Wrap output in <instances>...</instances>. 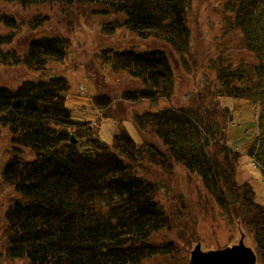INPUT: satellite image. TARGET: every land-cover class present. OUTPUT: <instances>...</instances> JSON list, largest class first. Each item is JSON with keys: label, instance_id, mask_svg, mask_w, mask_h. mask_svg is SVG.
Segmentation results:
<instances>
[{"label": "trees", "instance_id": "obj_1", "mask_svg": "<svg viewBox=\"0 0 264 264\" xmlns=\"http://www.w3.org/2000/svg\"><path fill=\"white\" fill-rule=\"evenodd\" d=\"M0 2L20 6L102 5L125 16L108 32L123 28L141 40L163 43L175 54L187 52L191 45V0ZM0 25L11 31L0 35V66L39 74L47 64L64 61L67 45L55 36L32 39L21 55L14 50L3 51L23 24L1 15ZM28 26L35 28L32 23ZM240 27L245 35L242 42L249 46L248 30ZM112 70L125 73L142 86L139 93L127 94L125 101L169 100L172 96L173 68L164 51L116 52ZM231 74L219 72L218 79L224 84L221 96L237 99L259 92L257 69L255 78L248 77L243 88L229 84ZM67 90L62 77L48 81L37 77L15 90L0 88V135L8 130L11 153L2 169L0 186H11L20 196L3 216L7 240L4 257L28 264H142L160 252L146 241L169 227L170 218L156 201L154 186L140 173L152 166L169 175L179 163L196 173L215 203L231 209L239 224L254 235V252L264 263V208L253 202L249 183H236L235 165L241 155L222 144V131L210 124L211 114L220 113L218 102L206 108L205 126L170 107L136 115L133 124L137 132L147 130L161 141L166 152L143 141L137 144L125 134L116 135L111 146L91 138L89 143L96 146L83 152L71 143L72 138L77 140L70 131L84 125L74 124L64 108ZM220 117L224 118L225 112L221 111ZM26 152L34 155L32 161L24 158ZM102 199L107 203L102 205Z\"/></svg>", "mask_w": 264, "mask_h": 264}, {"label": "rangeland", "instance_id": "obj_2", "mask_svg": "<svg viewBox=\"0 0 264 264\" xmlns=\"http://www.w3.org/2000/svg\"><path fill=\"white\" fill-rule=\"evenodd\" d=\"M1 15L14 17L23 24L15 31L12 44L3 51L14 50L21 55L32 39L45 36L59 37L67 45L64 61L47 64L39 74L23 68L0 66V88L15 90L24 81H33L37 77L44 81L64 78L68 85L64 108L69 111L74 124L84 125V128L70 131L80 151L96 146L89 143L91 138L111 146L116 135L125 134L137 144L146 142L166 152L161 141L147 130L137 132L133 124L136 115L157 113L170 107L176 114L181 113L199 126H205L206 108H212L218 102L221 108L218 110L225 112V117L212 113L210 124L214 130L222 131V144L241 155L235 165L236 183H249L254 192L253 202L264 208L262 1L191 0L188 22L192 39L190 49L183 54L172 53L167 45L156 40H141L123 28L108 32L112 25L124 21L125 16L102 5L20 6L0 2ZM29 23L35 28L29 27ZM240 26L248 30L249 46L242 42L245 35ZM10 32L0 25V35L6 36ZM152 50L164 51L170 58L173 68L171 98L135 103L125 101L127 94H137L142 86L125 73L112 70L116 52ZM256 69L260 73L256 95L244 94L237 99L221 96L224 84L218 79L220 71L233 72L229 84L243 88L248 77L255 78ZM99 102L105 105L102 107ZM9 140L10 134L4 129L0 135V182L2 169L11 158ZM23 155L28 161L34 158L31 152ZM140 175L154 186L156 201L170 218L169 227L153 233L146 241L160 252L143 260L142 264H189L195 245L200 244L203 252L222 250L238 244L241 235L244 245L254 251V235L239 224L231 209H222L215 203L196 173L176 163L169 175L152 166ZM19 197L13 187L0 186V264H28L4 257L7 240L3 216ZM106 203V199L101 200L102 205ZM256 257V264H264L263 258Z\"/></svg>", "mask_w": 264, "mask_h": 264}, {"label": "water", "instance_id": "obj_3", "mask_svg": "<svg viewBox=\"0 0 264 264\" xmlns=\"http://www.w3.org/2000/svg\"><path fill=\"white\" fill-rule=\"evenodd\" d=\"M72 144L76 141L71 140ZM257 257L251 248L244 245L241 235L238 244L222 250L201 251L200 244L195 245L190 253L189 264H256Z\"/></svg>", "mask_w": 264, "mask_h": 264}]
</instances>
